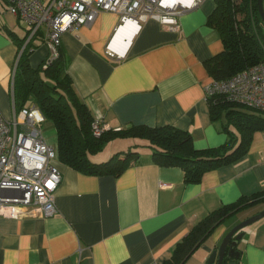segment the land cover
I'll return each mask as SVG.
<instances>
[{"label": "crops", "instance_id": "obj_1", "mask_svg": "<svg viewBox=\"0 0 264 264\" xmlns=\"http://www.w3.org/2000/svg\"><path fill=\"white\" fill-rule=\"evenodd\" d=\"M215 7L216 0H200L179 16V30L149 18L122 38L121 58L106 47L117 30L118 13L103 12L93 24L65 31L61 46L69 59L67 72L92 116L112 132L133 125H173L189 131L198 149L228 142L225 118L211 119L205 92L214 79L205 61L224 49L219 32L208 24ZM22 23L0 1V110L7 118L20 110L14 79L18 41L27 34ZM49 55L47 40L37 36L31 65L39 67ZM229 128L239 139V129ZM53 130L54 141L46 135ZM43 133L57 146L52 121L43 125ZM109 141L90 155L93 161L134 147L138 158L118 175L86 174L59 160L57 212L44 216L32 208L20 218L1 216L0 264H164L209 213L264 190V130L253 132L243 157L206 172L197 183H188L180 166L155 163L146 139ZM263 209L259 201L225 219L185 264H207L235 225ZM238 249L237 264H264V217L243 229Z\"/></svg>", "mask_w": 264, "mask_h": 264}, {"label": "trees", "instance_id": "obj_2", "mask_svg": "<svg viewBox=\"0 0 264 264\" xmlns=\"http://www.w3.org/2000/svg\"><path fill=\"white\" fill-rule=\"evenodd\" d=\"M208 24L219 32L224 43L220 53L205 61L214 79H226L247 67L264 63V22L259 14L258 0H216ZM26 39L27 34L18 41L20 51ZM33 48L34 39L27 43L18 59L14 79L16 100L20 108L29 101L38 105L46 119L55 124L59 160L83 173L118 175L123 172L138 158L137 147L118 151L101 162L93 161L90 155L102 151L105 143L115 137L131 136L148 141L155 163L180 166L185 171V180L197 183L206 172L243 157L253 132L264 130V115L215 97L208 99L211 119L225 118L223 127L231 135L222 145L198 149L189 131L173 125H133L117 132L108 130L96 137L91 128L94 117L74 90L67 72L69 59L62 46H59V56L47 68L43 63L36 68L31 65ZM230 125L239 129V139ZM259 201H264V190L212 211L191 229L164 264H185L219 224Z\"/></svg>", "mask_w": 264, "mask_h": 264}, {"label": "built area", "instance_id": "obj_3", "mask_svg": "<svg viewBox=\"0 0 264 264\" xmlns=\"http://www.w3.org/2000/svg\"><path fill=\"white\" fill-rule=\"evenodd\" d=\"M7 10L27 23V43L43 36L50 48V55L43 62L47 68L59 56V46L65 31L93 24L103 12L119 14L117 30L128 20L136 25L135 32L149 18L179 30V16L198 4L193 0H0ZM115 32V34H116ZM107 51L121 58L111 48ZM20 53V54H21ZM207 99L219 97L231 103L247 107L264 115V63L247 67L226 79H213L205 86ZM46 121L41 109L33 102L14 110L7 118L0 110V217L20 218L32 213L31 209L44 216L57 212L54 192L61 182L62 173L57 165V146L46 139L43 125ZM93 135L100 137L108 125L94 118ZM1 190L7 191L5 195ZM148 264H163L151 261Z\"/></svg>", "mask_w": 264, "mask_h": 264}, {"label": "water", "instance_id": "obj_4", "mask_svg": "<svg viewBox=\"0 0 264 264\" xmlns=\"http://www.w3.org/2000/svg\"><path fill=\"white\" fill-rule=\"evenodd\" d=\"M258 10L264 22V0H258ZM6 193L7 191L1 190L2 195ZM263 217L264 209L235 225L224 237L219 248L210 254L207 264H237L236 260L240 257L238 243L243 237V229Z\"/></svg>", "mask_w": 264, "mask_h": 264}, {"label": "bare ground", "instance_id": "obj_5", "mask_svg": "<svg viewBox=\"0 0 264 264\" xmlns=\"http://www.w3.org/2000/svg\"><path fill=\"white\" fill-rule=\"evenodd\" d=\"M186 4H191L192 3V1L193 0H191V2H189V0H183ZM132 26H131V25ZM130 26H131V29H130ZM135 30H136V25L132 22V21H130V20H128L127 22H126V24L125 25H122L119 29H118V31L116 32V34H115V36H114V38H113V42H112V45H111V48H113L114 50H117V51H121V52H124V49L126 48V44H125V42H126V40L125 39H123L122 40V38L125 36V35H127V36H131L130 34H131V32H135ZM123 41V43H124V46L122 47V41Z\"/></svg>", "mask_w": 264, "mask_h": 264}, {"label": "rangeland", "instance_id": "obj_6", "mask_svg": "<svg viewBox=\"0 0 264 264\" xmlns=\"http://www.w3.org/2000/svg\"><path fill=\"white\" fill-rule=\"evenodd\" d=\"M23 25H24V31H25V33H26V31L29 29L28 28V25H27V23H22ZM238 108H244V109H247V110H249L247 107H245V106H242V105H238L237 106ZM224 119V118H223ZM51 123V121H46L45 123H44V126H47L48 124H50ZM234 126V125H233ZM46 135L47 136H49L50 137V139L51 140H53L54 141V139L56 138V133H55V131L53 130V131H50V132H47L46 133ZM110 141H108V142H106L105 143V145H107L108 143H109ZM136 142V141H135ZM139 143H140V140H139ZM54 145V144H53ZM54 146H56V145H54ZM139 148H140V146H139ZM97 153H99V152H97ZM96 154V153H95ZM114 154V153H113ZM109 157V156H108ZM111 157V156H110Z\"/></svg>", "mask_w": 264, "mask_h": 264}, {"label": "clouds", "instance_id": "obj_7", "mask_svg": "<svg viewBox=\"0 0 264 264\" xmlns=\"http://www.w3.org/2000/svg\"><path fill=\"white\" fill-rule=\"evenodd\" d=\"M189 2H191V0H189Z\"/></svg>", "mask_w": 264, "mask_h": 264}]
</instances>
